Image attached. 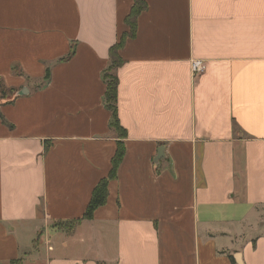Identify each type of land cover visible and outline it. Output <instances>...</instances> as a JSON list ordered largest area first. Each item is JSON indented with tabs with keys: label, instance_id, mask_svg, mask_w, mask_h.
<instances>
[{
	"label": "crops",
	"instance_id": "0c3cea01",
	"mask_svg": "<svg viewBox=\"0 0 264 264\" xmlns=\"http://www.w3.org/2000/svg\"><path fill=\"white\" fill-rule=\"evenodd\" d=\"M141 1L82 220L135 0H0V264H264V0Z\"/></svg>",
	"mask_w": 264,
	"mask_h": 264
},
{
	"label": "trees",
	"instance_id": "16d2710c",
	"mask_svg": "<svg viewBox=\"0 0 264 264\" xmlns=\"http://www.w3.org/2000/svg\"><path fill=\"white\" fill-rule=\"evenodd\" d=\"M144 8L145 5L141 0H135L134 6L130 14L126 18V25L128 26L129 31L123 34L120 38L119 43L112 46L109 50L110 62L107 69H105V71L102 74V80L103 83L105 84L103 103L111 113V121L109 128L117 135L118 141H117L115 154L111 160L110 171L107 177L101 179L92 190L82 220H91L93 216V212L97 208L105 205L108 196V184L110 181L116 179L117 169L124 156L125 149L122 141L124 138H126L127 133L126 130L120 125L117 116L116 102H117L118 79L115 74V70L119 68L123 63L122 59L119 56V50L121 49L125 38L128 37L131 38L135 35V24H136L135 20L136 17L139 15L141 11H143ZM47 79H48V70H46V75L42 81L46 82ZM14 93H15L14 89L5 88L3 84L0 82V105L12 103L15 99L13 97ZM80 222L81 220L58 222L56 223V226L59 229L65 231L67 234H71ZM9 264H20V260L11 261Z\"/></svg>",
	"mask_w": 264,
	"mask_h": 264
},
{
	"label": "built area",
	"instance_id": "2783aa9c",
	"mask_svg": "<svg viewBox=\"0 0 264 264\" xmlns=\"http://www.w3.org/2000/svg\"><path fill=\"white\" fill-rule=\"evenodd\" d=\"M205 70V63L202 61H193L191 63V72L193 77L200 76Z\"/></svg>",
	"mask_w": 264,
	"mask_h": 264
},
{
	"label": "water",
	"instance_id": "95a60500",
	"mask_svg": "<svg viewBox=\"0 0 264 264\" xmlns=\"http://www.w3.org/2000/svg\"><path fill=\"white\" fill-rule=\"evenodd\" d=\"M21 94H22V91L17 93V95H21Z\"/></svg>",
	"mask_w": 264,
	"mask_h": 264
}]
</instances>
